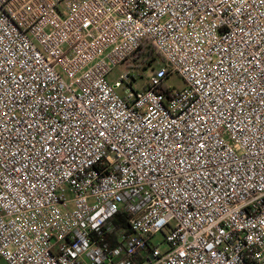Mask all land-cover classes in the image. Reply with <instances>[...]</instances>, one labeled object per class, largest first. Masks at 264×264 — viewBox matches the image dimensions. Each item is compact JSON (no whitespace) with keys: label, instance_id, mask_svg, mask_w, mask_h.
<instances>
[{"label":"built area","instance_id":"1","mask_svg":"<svg viewBox=\"0 0 264 264\" xmlns=\"http://www.w3.org/2000/svg\"><path fill=\"white\" fill-rule=\"evenodd\" d=\"M1 260L264 264V0H0Z\"/></svg>","mask_w":264,"mask_h":264},{"label":"rangeland","instance_id":"2","mask_svg":"<svg viewBox=\"0 0 264 264\" xmlns=\"http://www.w3.org/2000/svg\"><path fill=\"white\" fill-rule=\"evenodd\" d=\"M160 67L161 66L158 63V61L151 63V65L150 64H146V65L137 64L135 69L128 68L125 64H121L113 69L112 73L108 76V81L110 84L113 85L117 80L121 78V76H124L127 73H129L131 74V76L136 77V82H135L136 88L138 90H142L148 84L150 76L153 74V72L155 70L156 71L159 70ZM165 84L168 88L178 90V91L186 88V83L184 79L180 77L179 75L170 76ZM152 242L154 245L159 244L160 249L162 251L167 249V245L164 242V236L162 234L155 236ZM0 264H7V263L1 260Z\"/></svg>","mask_w":264,"mask_h":264},{"label":"trees","instance_id":"3","mask_svg":"<svg viewBox=\"0 0 264 264\" xmlns=\"http://www.w3.org/2000/svg\"><path fill=\"white\" fill-rule=\"evenodd\" d=\"M158 61V58L153 54V53H146L144 58H143V61L140 65H146V64H150L153 63V62H157ZM122 216V215H120ZM113 224L115 225V229L116 231L108 237L107 239V243L109 244L110 247H114L116 245V239L118 238V236L122 233V231L126 228V225H125V221L122 217H116L114 220H113Z\"/></svg>","mask_w":264,"mask_h":264}]
</instances>
